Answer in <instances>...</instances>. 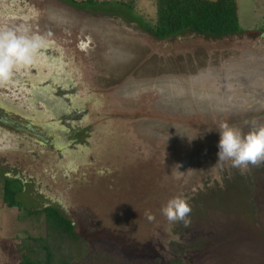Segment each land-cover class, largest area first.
I'll use <instances>...</instances> for the list:
<instances>
[{"label":"rangeland","instance_id":"374dc122","mask_svg":"<svg viewBox=\"0 0 264 264\" xmlns=\"http://www.w3.org/2000/svg\"><path fill=\"white\" fill-rule=\"evenodd\" d=\"M76 1L0 2V27L46 41L0 86V113L40 126L0 124V264L22 250L44 260L31 242L44 219L31 212L45 203L87 242L73 264H264V164L241 174L217 163L222 122L264 125V0H235L237 35L166 40L151 32L155 0ZM43 84L67 88L80 133L49 129L30 95ZM4 176L19 180L22 210L2 202ZM178 195L192 207L187 228L160 211Z\"/></svg>","mask_w":264,"mask_h":264},{"label":"trees","instance_id":"16d2710c","mask_svg":"<svg viewBox=\"0 0 264 264\" xmlns=\"http://www.w3.org/2000/svg\"><path fill=\"white\" fill-rule=\"evenodd\" d=\"M65 1L74 6L85 5V2L76 0ZM86 3L93 5L94 1L87 0ZM237 12L235 0H155V24L151 32L158 40L186 33L208 38L237 35L241 32ZM15 181L19 182L5 178L1 198L6 207L22 210V204L17 199L19 190ZM31 215H42L44 219V235L31 240L44 253V260L36 259L32 250H22L18 264H73L86 255L87 242L76 233L73 223L56 207L41 208L31 212ZM170 264L185 263L176 260Z\"/></svg>","mask_w":264,"mask_h":264},{"label":"clouds","instance_id":"9594fccd","mask_svg":"<svg viewBox=\"0 0 264 264\" xmlns=\"http://www.w3.org/2000/svg\"><path fill=\"white\" fill-rule=\"evenodd\" d=\"M44 37L28 35L26 30L0 27V86L12 82L15 74L34 65L42 48ZM219 131L218 162H230L231 167L244 174L249 166L264 164V125L254 126L247 133L222 122ZM161 213L171 223L182 222L185 228L191 224L192 207L183 196H175L162 205ZM149 220L155 217L147 214Z\"/></svg>","mask_w":264,"mask_h":264},{"label":"flooded vegetation","instance_id":"af4514ba","mask_svg":"<svg viewBox=\"0 0 264 264\" xmlns=\"http://www.w3.org/2000/svg\"><path fill=\"white\" fill-rule=\"evenodd\" d=\"M43 85L44 86L39 87H34L32 85V92L30 91V95L33 97V101L35 103L46 110L45 115H47V118L49 119L47 122L51 125L49 129H54L62 137H64V135L68 136L69 131H71L70 133L72 134L80 133L78 128H83V126H81L83 116L77 113V111L71 109V95L68 96L61 92L62 90L67 91V88H63L58 85ZM43 92V97L39 98L37 93H39V96L41 97ZM0 124L8 126L13 130H23L24 132H29L28 134H31L32 131L37 130V127H40L38 125L39 123H34V120L30 119H27L25 122L18 118L10 122L2 113H0ZM58 127H62V131L59 130ZM39 138H43L42 141H44L45 144L49 143L48 135L45 131H42ZM50 206H52L51 203H45L42 208Z\"/></svg>","mask_w":264,"mask_h":264},{"label":"water","instance_id":"95a60500","mask_svg":"<svg viewBox=\"0 0 264 264\" xmlns=\"http://www.w3.org/2000/svg\"><path fill=\"white\" fill-rule=\"evenodd\" d=\"M43 95H44V92L42 93V96H41V97L39 96V93H37V96H38L39 98H42V97H43Z\"/></svg>","mask_w":264,"mask_h":264},{"label":"crops","instance_id":"0c3cea01","mask_svg":"<svg viewBox=\"0 0 264 264\" xmlns=\"http://www.w3.org/2000/svg\"><path fill=\"white\" fill-rule=\"evenodd\" d=\"M1 1L4 2L5 0H0V2H1ZM13 179H16V178H13ZM16 180H18V179H16Z\"/></svg>","mask_w":264,"mask_h":264}]
</instances>
